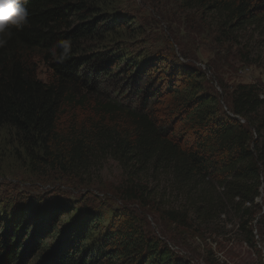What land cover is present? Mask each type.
I'll return each mask as SVG.
<instances>
[{"label":"trees","instance_id":"obj_1","mask_svg":"<svg viewBox=\"0 0 264 264\" xmlns=\"http://www.w3.org/2000/svg\"><path fill=\"white\" fill-rule=\"evenodd\" d=\"M173 1L228 49L240 46L249 55L241 38L264 35V0ZM122 2L26 0L29 23L0 37L7 40L0 47V131L34 173L85 180L113 159L123 173L143 178L125 182L119 195L126 202L148 204L155 191L147 180L169 178L186 207L164 210L168 221L206 225L232 212L243 242L254 246L252 222L262 217L256 199L264 183V86L237 83L225 91L226 107L245 124L229 117L210 70L221 65L205 64L207 75L193 64L196 40L189 37L178 42L179 53L129 51L124 42L143 32ZM60 40L72 43L63 63L51 54ZM38 64L49 69L44 80ZM77 202L42 211L38 203H0V264H184L128 208L95 212Z\"/></svg>","mask_w":264,"mask_h":264},{"label":"rangeland","instance_id":"obj_2","mask_svg":"<svg viewBox=\"0 0 264 264\" xmlns=\"http://www.w3.org/2000/svg\"><path fill=\"white\" fill-rule=\"evenodd\" d=\"M121 10L129 12L142 28L141 37L136 36V39L124 42V47L133 53L151 56L171 54V50L177 53L179 41H185L187 37L191 40L195 38L198 62L194 61L193 64L199 67L207 63L221 65L219 72L212 68L210 70L221 87L213 80L217 91L221 93L222 107L225 106L224 102H228L225 91L230 92L231 86L254 82L264 86V35L255 33L251 39L250 34H247L241 38V44L249 42L246 44L251 50L248 55L240 46L228 49L218 44L205 27L198 26L196 19L190 17L187 21L173 0H123ZM217 53L220 55L217 56ZM220 56L224 63L219 62ZM182 62L192 64L187 59ZM48 74L47 66L38 64V77L44 80ZM23 160V152L12 137L0 131L1 206L14 209L30 202L38 203L42 211L55 205L65 206L76 200L78 207L86 206L95 212L103 209L110 213L128 208L139 217L146 230L164 240L184 264H208L213 258L215 264H264V183L256 199L260 205L257 219L262 217L260 221L252 222L255 245L249 246L243 242V232L238 229V216L232 212H224L206 225L190 221L188 226H177L168 221L164 210L186 207L185 195L176 189L169 178L158 176L147 180V186L154 188L155 197H149V203L143 205L137 201L126 202L120 197L119 192L126 181L137 182L143 178L123 173L113 159H105L99 167L83 177L85 180L55 171L34 173L26 168Z\"/></svg>","mask_w":264,"mask_h":264},{"label":"clouds","instance_id":"obj_3","mask_svg":"<svg viewBox=\"0 0 264 264\" xmlns=\"http://www.w3.org/2000/svg\"><path fill=\"white\" fill-rule=\"evenodd\" d=\"M25 2L26 0H0V37L10 36L13 28L22 30L29 23V11L24 6ZM6 43V39L0 38V47ZM51 54L57 62L63 63L71 57V41H58L51 49Z\"/></svg>","mask_w":264,"mask_h":264},{"label":"built area","instance_id":"obj_4","mask_svg":"<svg viewBox=\"0 0 264 264\" xmlns=\"http://www.w3.org/2000/svg\"><path fill=\"white\" fill-rule=\"evenodd\" d=\"M200 66H201V68L206 72V74L208 75V74H209V71L206 70L205 66H204L203 64L200 65ZM260 98H264L263 93H261ZM223 109H224V112H225L229 117L237 119L241 124H245V119L242 118V117H240V116H238V115H235V114L231 113V112L229 111V109L226 107V105L223 106Z\"/></svg>","mask_w":264,"mask_h":264}]
</instances>
